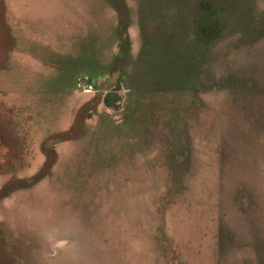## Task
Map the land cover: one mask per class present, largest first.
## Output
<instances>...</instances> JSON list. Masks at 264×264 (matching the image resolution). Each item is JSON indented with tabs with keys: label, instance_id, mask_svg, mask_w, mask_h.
I'll return each mask as SVG.
<instances>
[{
	"label": "rangeland",
	"instance_id": "obj_1",
	"mask_svg": "<svg viewBox=\"0 0 264 264\" xmlns=\"http://www.w3.org/2000/svg\"><path fill=\"white\" fill-rule=\"evenodd\" d=\"M124 2L128 81L114 111L109 73L103 91L69 88L23 42L40 17L34 37L52 36L45 51L68 61L92 32L108 67L112 0H0V264H264V0L225 1L200 68L142 34L167 51L201 0Z\"/></svg>",
	"mask_w": 264,
	"mask_h": 264
},
{
	"label": "trees",
	"instance_id": "obj_2",
	"mask_svg": "<svg viewBox=\"0 0 264 264\" xmlns=\"http://www.w3.org/2000/svg\"><path fill=\"white\" fill-rule=\"evenodd\" d=\"M122 1H123V7H124V4H125L124 0H112L113 3L111 4L113 5L114 9L116 8L117 12H119L118 16L120 19H119V24H118V35L117 36L114 37L113 31L108 30L109 32H111V35L109 36L107 42L105 43L110 44L111 39L113 37L115 38V41L113 39V43H111V45L117 46V49L116 51H114L112 60L110 61V65L108 67L102 64L103 62L100 60L102 56L101 55L102 48L99 47L100 44H98V42L99 43L101 42L99 40L101 36L96 37L98 40H94L95 38L91 35L92 32L90 33V36L88 37L89 38L88 43L85 44L86 45L84 48L85 50L80 51L81 48H77L78 51L81 52L79 56L71 57L68 59V61H67V57L64 58V55H62L64 54L62 53L64 49L55 51L54 53H49L52 50H51V47L49 48L48 47L49 45L47 44H48V40L50 41L52 36L41 35L40 37H34L35 32L36 34L38 33L37 24L40 23V17L38 18V21H37L38 23H36L35 18L33 19V21H30V18H27V24L33 23L32 24L33 29L31 30L32 31L31 36L29 37L24 36V39H23L25 49L32 57L41 60L46 65L49 60H52L58 63L60 68L63 67V73L61 75L63 77V80L66 81L71 78L70 80L72 81L71 86L69 88L74 89V87L78 85L80 86L81 84L84 83V85H86L87 87H91L92 89L103 91L104 88L100 84H98V80L102 79L103 74H105L106 72L109 73L108 85L105 87L110 86L112 88L109 90H106V93L103 97V104L105 105L106 108L110 110H114V111H117L118 109H120L124 101V97H123V94L121 93V90L124 87L123 84L126 85L128 81L127 76L124 73H122V70H124L125 64L127 62V58L129 56V49H130V41H129L128 32H127V26H128L127 19L129 18V15L127 13L126 8L124 9V11L118 9V8H121ZM194 1L196 2V0ZM225 1L227 0H223V4L221 3L219 5L209 0H201V3H198L197 5H194V2H193L192 4L193 12L195 11L197 16L196 15L193 16L192 20L184 19L185 29H182V33L179 32L181 31V27H179V19L177 20V23H176L177 28L173 30L175 32V36L172 35L173 36L172 39L174 40V42L173 40L168 39V41L164 45V47L167 49V51L165 52L162 51V46H163L162 41L158 42L159 40L158 39V40H155L156 41L155 43H153L151 42L153 40H150L148 36H146L145 33H143L142 35L143 37L145 35L144 39L149 42L148 44L149 48H154V47L161 48V53H163L162 54L163 57L168 56V46L170 48L171 47L174 48V46H176L174 49L176 52L175 54L177 56L180 53L181 59L183 60L184 56H183L182 51L184 52L186 51L187 54L185 53V56L189 55L188 62H190V58H192L191 63H189V66L193 67L195 64H199V68H200L203 65L204 61L199 60V57H203L205 60V56L207 55V50L210 49L209 47L212 44L216 43L218 36H220V34L224 31V29H226L225 22H223V27L221 26L218 27L216 24H214L215 21L213 20L214 15H217V13H221L220 11L227 8V4H225ZM158 5H161L162 7L164 6L162 3L161 4L158 3ZM175 7L177 6L175 5ZM167 11H169L168 8H167ZM95 13L97 14L96 11ZM83 15H85V13ZM63 17L65 18V15ZM154 21H156V19ZM161 21L162 23L164 22L166 26L168 25L167 33H166L167 35L169 31V25L172 23V21H170V17L169 19L166 18V15H164V18L163 20L161 19ZM187 21H190V25H186ZM149 25L152 26V23H149ZM14 27H16L15 24H13V28ZM107 27H110V26H107ZM11 28L12 26L10 27V29ZM15 40L18 41L19 38ZM41 40L47 41V44L43 43ZM73 41H74V38L72 39V43ZM152 51H155V50H152ZM73 55L75 56V54ZM183 64H185V62H183ZM61 85L63 86L62 81H61ZM43 90L45 92H49V89H43ZM188 95L189 94L185 93V96H188ZM46 175L47 174L45 172L41 171L40 173L35 175V177H30L26 180L19 181V183L18 182L11 183V184L9 183L2 189V194L7 195V194H10L14 190L31 188L35 186L36 184H38Z\"/></svg>",
	"mask_w": 264,
	"mask_h": 264
},
{
	"label": "crops",
	"instance_id": "obj_3",
	"mask_svg": "<svg viewBox=\"0 0 264 264\" xmlns=\"http://www.w3.org/2000/svg\"><path fill=\"white\" fill-rule=\"evenodd\" d=\"M20 7H22V5Z\"/></svg>",
	"mask_w": 264,
	"mask_h": 264
},
{
	"label": "built area",
	"instance_id": "obj_4",
	"mask_svg": "<svg viewBox=\"0 0 264 264\" xmlns=\"http://www.w3.org/2000/svg\"><path fill=\"white\" fill-rule=\"evenodd\" d=\"M91 88V87H90Z\"/></svg>",
	"mask_w": 264,
	"mask_h": 264
}]
</instances>
